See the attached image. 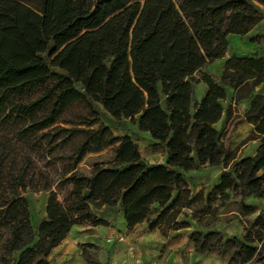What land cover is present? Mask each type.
Masks as SVG:
<instances>
[{
	"label": "trees",
	"instance_id": "16d2710c",
	"mask_svg": "<svg viewBox=\"0 0 264 264\" xmlns=\"http://www.w3.org/2000/svg\"><path fill=\"white\" fill-rule=\"evenodd\" d=\"M264 0H0V264H51L50 252L74 225L107 226L94 209L109 206L126 227H186L182 209L202 223L216 201L264 198V58L231 57L217 76L203 73L222 58L229 35H245L263 17ZM264 39V33L259 36ZM57 69L59 72L51 70ZM205 86L193 97L195 75ZM248 100L241 141L258 140L237 158L217 129L227 89ZM83 104L85 112L73 109ZM130 120L163 147L148 164L132 136H115L98 110ZM226 118L231 116L227 108ZM106 152L109 158L101 155ZM98 155L88 174L79 167ZM219 167L218 184L192 196L185 173ZM54 188V190H52ZM49 192L34 228L22 193ZM200 253L236 243L229 264L259 259L264 214L246 222L242 239L214 229L189 235ZM87 262L94 260L87 258Z\"/></svg>",
	"mask_w": 264,
	"mask_h": 264
},
{
	"label": "crops",
	"instance_id": "0c3cea01",
	"mask_svg": "<svg viewBox=\"0 0 264 264\" xmlns=\"http://www.w3.org/2000/svg\"><path fill=\"white\" fill-rule=\"evenodd\" d=\"M256 6L261 13L264 14V6L257 3ZM263 33L264 15L261 21L247 34L243 36L232 35L235 42H240V47L235 55H231L228 58H264V39L259 38ZM230 47L231 45L228 40L227 49L229 50ZM228 58L223 60L222 68ZM204 92L205 88L203 89V94ZM254 94L264 95V82L255 87ZM232 98L233 90L229 88V90L227 89V97L222 102L225 110L222 118L216 124V127L217 129L224 128V130H226L234 115V108L242 109L239 112L241 120L238 123L237 129L232 132V138H230L228 144V147L234 150L237 148L238 143L249 134L252 127L245 122L242 117L243 113L248 108L249 101L242 100L235 103ZM229 107L231 108V116L226 118V111ZM103 124L107 125L106 123ZM135 127L138 130L136 125ZM139 132L145 135L149 142V146H160L150 138L147 132ZM125 135L131 136L130 133H123L120 137ZM134 143L139 148L138 141L134 140ZM259 145L260 142L258 140L248 141L240 149H237V158L240 159L253 156ZM165 158L166 153L164 151V161ZM142 159L148 164H156L146 161L143 157ZM220 171L219 167H211L206 164L196 170L185 173L187 189L190 191V194L194 196L199 191H203L204 193L209 192L218 184ZM261 173H264V169L260 171V174ZM239 199V196L232 194L230 199L226 202L216 201V215L214 217L206 216L202 223H198L192 218L191 210L184 208L177 217L176 222H186L188 225L181 229L170 230L165 236L158 230L149 231L145 222L134 226L132 229H128L121 213L114 214L109 206L103 205L99 209H94L93 211L97 217L107 221L108 225H74L64 240L50 252L48 260L51 264H115L117 263V258H125L126 263L124 264H229L230 259L235 258V252L238 250V245L236 243L224 245L223 253H221V249L217 247L210 252L200 253L195 249L194 243L190 240L189 235L195 230L206 231L209 228H214L220 231L225 238L236 237L242 239L245 234L246 222L253 221L261 213L264 214V198H259L255 194H251L244 199V204L246 206L254 208V213L250 215H244ZM44 206L41 219L45 216ZM120 216L123 219V229L116 228ZM208 219H210L212 223L210 225H203V222ZM103 232L114 234V238L119 234H124L125 240L123 242L114 240L113 248L111 250H106L101 246V234ZM83 250H85L88 255H92L94 259L93 262H87L84 259L82 256ZM243 264H264V248L261 250L259 259L248 261Z\"/></svg>",
	"mask_w": 264,
	"mask_h": 264
},
{
	"label": "rangeland",
	"instance_id": "374dc122",
	"mask_svg": "<svg viewBox=\"0 0 264 264\" xmlns=\"http://www.w3.org/2000/svg\"><path fill=\"white\" fill-rule=\"evenodd\" d=\"M264 15V14H262ZM229 44L231 47L229 50L227 49L226 52L223 54L222 58L220 60H216L209 64L207 67H205L202 72L210 74L211 76H217L221 69H222V64L223 60L228 58L231 55H235L240 47V42H235L234 37L232 35L228 36ZM53 72H59L57 69L51 68ZM199 79V74L195 75V80L193 83V97L197 101L201 99L203 96V89L205 88L204 84L200 81H197ZM229 90V88H228ZM241 108H234V115L232 116L227 129L225 130V136H224V144L228 145L230 142V138H232V132L235 131L238 127V123L241 120V115L239 112L241 111ZM73 111L83 113L85 112V106L83 104L76 106ZM99 112V118L101 123H106L112 130L113 134L116 136H120L123 133H130L131 136L138 141L139 145V150L141 153V156L148 162L151 163H161L164 161V149L161 146H149V142L145 135L140 133L135 125L130 121V120H121V121H116L112 119L106 112H104L102 109L98 110ZM248 141L245 143H238L237 149H240L244 144H246ZM101 155H103L106 159L109 158V155L106 152H102ZM98 155H89L86 157V159L80 163L79 167L83 170L84 173L88 174L90 171V164L98 160ZM54 190V188L52 189ZM49 192L45 191H38L34 192L31 191L30 189L25 190L22 195L28 200L29 204V211H30V217L32 221V225L35 228L37 223L41 220V216L43 215V206L44 203L47 200ZM123 219L120 216L118 218V224L116 225V228L118 229H123ZM212 222L210 219L207 221L203 222V225H210ZM116 234V233H115ZM116 238V237H115ZM114 234L111 233H105L103 232L101 234V246L102 248L106 250H111L114 246ZM107 239H110L108 242ZM125 240V236H124ZM89 259H93L92 255H88ZM86 260V259H85ZM115 264H124L126 263L125 258H117ZM106 264V263H103Z\"/></svg>",
	"mask_w": 264,
	"mask_h": 264
},
{
	"label": "built area",
	"instance_id": "2783aa9c",
	"mask_svg": "<svg viewBox=\"0 0 264 264\" xmlns=\"http://www.w3.org/2000/svg\"><path fill=\"white\" fill-rule=\"evenodd\" d=\"M115 240H116L117 242H123V241H124V234H119V235H117L116 238H115ZM107 241L109 242L110 239H107Z\"/></svg>",
	"mask_w": 264,
	"mask_h": 264
}]
</instances>
